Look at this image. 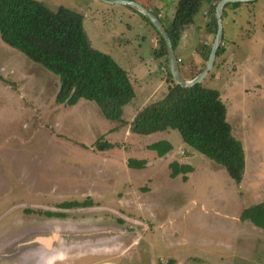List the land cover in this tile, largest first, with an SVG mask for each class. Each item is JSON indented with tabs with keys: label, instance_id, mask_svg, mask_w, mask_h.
I'll return each instance as SVG.
<instances>
[{
	"label": "rangeland",
	"instance_id": "obj_1",
	"mask_svg": "<svg viewBox=\"0 0 264 264\" xmlns=\"http://www.w3.org/2000/svg\"><path fill=\"white\" fill-rule=\"evenodd\" d=\"M37 1L53 12L65 8L80 14L92 47L129 72L135 97L124 107V121L165 97V61L155 55V31L140 15L99 0ZM160 2L159 19L171 22L178 0ZM203 14L195 22L204 25ZM223 29L227 61L220 59L202 85L219 92L232 135L243 146L246 165L240 185L222 166L184 144L178 131L143 136L114 130L115 123L95 103H57L59 77L0 38V264L22 263L25 251L19 246L26 239L2 242L45 218L58 221L39 207L59 211L58 205L83 203L88 196L94 207L132 213L150 228L144 231L125 221L122 228L128 234L117 249L87 254L73 264H264V230L240 221L244 209L264 202V0L229 6ZM203 40L204 33L198 32L189 50L176 49L184 75L196 58L193 49ZM161 141L172 146L163 157L149 147ZM96 142L110 147L98 148ZM129 160L146 165L132 169ZM173 162L191 166L192 172L186 179L181 171L172 178ZM66 217L64 223L80 226H116L120 216L77 211ZM57 232L59 228L52 235Z\"/></svg>",
	"mask_w": 264,
	"mask_h": 264
},
{
	"label": "trees",
	"instance_id": "obj_2",
	"mask_svg": "<svg viewBox=\"0 0 264 264\" xmlns=\"http://www.w3.org/2000/svg\"><path fill=\"white\" fill-rule=\"evenodd\" d=\"M220 1L178 0L172 21L164 24L160 19L174 51L181 44L184 30L196 23L195 17L201 11H206L204 29L214 39L217 33L215 10ZM240 4H228L222 20L229 6L236 9ZM138 14L155 31L159 43L155 55L165 61L168 91L163 99L140 109L131 122L123 120L124 107L135 97L131 79L110 55L92 47L80 14L65 8L53 12L37 0H0V38L9 47L59 77L57 103L68 107L76 106L80 100L95 103L103 116L115 123L114 130L124 128L143 136L167 130L178 131L184 144L222 166L231 179L240 185L246 165L245 152L242 144L232 135L226 121L227 109L219 92L203 87V82L192 88H183L175 83L168 67L164 39L147 18ZM152 14L159 18L158 11L152 10ZM212 42L207 45L200 42L195 47V53L202 58L203 64L196 71L191 70L189 76L183 74L184 61L177 56L181 74L186 80H192L201 73L208 61ZM226 51L223 30L222 43L208 75L219 66L220 59L223 58V63H226ZM96 145L101 149L110 147L107 143L101 145L96 142ZM149 147L158 150L159 157L172 150V146L163 141ZM127 165L132 169H142L146 163L129 160ZM169 167L173 171L172 178H176L181 171L186 179L187 173L192 172L191 166L177 162L171 163ZM92 206L93 201L87 198L83 203H63L58 208L69 210ZM45 215L54 217L51 212ZM55 216L64 217L63 214ZM240 220L264 230V202L244 209Z\"/></svg>",
	"mask_w": 264,
	"mask_h": 264
},
{
	"label": "crops",
	"instance_id": "obj_3",
	"mask_svg": "<svg viewBox=\"0 0 264 264\" xmlns=\"http://www.w3.org/2000/svg\"><path fill=\"white\" fill-rule=\"evenodd\" d=\"M132 1L136 2L135 0H132ZM162 3L163 2H160V0H149V3L147 5L142 4L141 6H143L146 10H148L152 13V10H156L159 12V9L162 8ZM130 9H132V8H130ZM132 10L134 12H136L134 9H132ZM136 13L138 14V12H136ZM174 13L173 14L171 13L172 17L174 15ZM159 14L161 16L162 12H160ZM203 15L206 16V11H204ZM222 23H223V20H222ZM204 26L205 25H202V24H199L196 22L193 26L187 27L183 32L181 44L177 48L178 51L180 52V51H184V50L185 51L189 50V48H190L189 46H190V44H192V42L195 38V35L198 32L204 33V40H203L204 45H207L209 42L213 41V36L209 35L207 33V30L204 29ZM152 41L155 44V47L158 48L159 43H158V40L155 36L153 37ZM226 48H227V44H226ZM193 50L195 52V48ZM228 54H229V49H227V51L224 55V58H227ZM195 55H196V58L191 60V67L185 69L187 72V75H188V73L190 74L191 70L196 71L203 64L202 58L197 54H195ZM192 66H194V67L192 68ZM137 170H141V169H137ZM103 173L104 172L99 173V175H102ZM88 198H90L94 203V200L91 198V196H88ZM60 205L57 206V210H59V211L48 209L45 206L39 207V209L42 210L43 212H45V214L47 212H51L52 214H54V218H56L58 221H51V219L45 218L44 220L40 221L41 223L39 225H37L38 227L41 228L42 232H36V234H35L34 239L40 245V247L35 249V251L38 252L39 254H45V257L43 260H40V261L36 260V263H34L35 261H33L30 264H73L75 259L79 260L80 258L84 257L87 254L95 255L98 251H103L104 253H106V252H109L111 250L117 249L118 245L120 246L121 241L123 240L121 237H124V235L128 234L122 228V226H123L122 224L125 221H127V222H129V224H133L137 227L140 226L141 228H143L144 231H148L150 228V224H148L147 222H144L143 220L136 219L132 213L126 215V214H123L122 212H116L113 209H105V208L100 209V208H98V206L97 207H94V206L88 207L89 208L88 210L86 208L65 210V209L58 208ZM77 211H80V212H84V211H89V212L107 211V212H111L113 214H118L120 216V217H118V219H121L122 221H118L116 226H108L107 224H93V225L84 224V225L80 226V224H78L75 221H73V222L68 221L67 223L63 222V221L67 220L66 216H68V214L70 215L71 213H74ZM58 214H63L64 217L63 218L56 217L55 215H58ZM245 222H247V221H245ZM56 225H58V226L55 227ZM57 228H59L60 234H58V232H57L56 236L52 235V231L54 229H57ZM89 231H91V232H89ZM70 232H71V234H77L80 237H77V240L76 239L72 240L74 242L68 245V243H67V241L69 239L68 234H70ZM134 233H136L137 236H140V233H138L137 230H135ZM31 236L33 237V235H31ZM32 237H30V238H32ZM30 238H29V236H27V238H25L26 240H25L24 244H21L19 246V248L21 247V249H22V247H24L23 250H25L27 252V254H26L27 256L25 255L24 258H27L28 256L30 257V255L33 256L32 252H29V251H31L32 247L29 250H28V248H26L28 246L25 247V245H28L32 241H34L33 239L29 240ZM117 238H121V240L115 241V244L113 246L109 245L110 240L111 241L116 240ZM10 241H11V239L8 241V244ZM32 245H34V244H32ZM17 247H18V245L16 247H14V250H17ZM27 261H28V258L26 260V264H29V261L28 262ZM169 263H172V262H169ZM179 264H181V263H179Z\"/></svg>",
	"mask_w": 264,
	"mask_h": 264
},
{
	"label": "water",
	"instance_id": "obj_4",
	"mask_svg": "<svg viewBox=\"0 0 264 264\" xmlns=\"http://www.w3.org/2000/svg\"><path fill=\"white\" fill-rule=\"evenodd\" d=\"M99 1H101L103 3H107V4L123 5V6L129 7V8H132L136 12L140 13L145 18H147L149 20V22L152 24V26L158 31L160 36L165 41L166 48H167L168 67H169L170 73L173 77V80L175 81V83H177L178 85H180L183 88H192V87L202 83L203 80L206 78V76L212 70V68L214 66V63L216 60V55H217L219 47L221 46L222 38H223L222 16H223V11H224L225 7L231 3L245 4V3H250V2L257 1V0H221L217 4L216 10H215V17H216V21H217V33H216L215 38L213 40V44L211 47V52H210L208 61L206 62L205 67L203 68L201 73L197 77H195L194 79H192L190 81L186 80L182 76L181 71H180V67H179V62H178L177 56L175 54L172 42L169 38L168 33L165 30L163 23L160 21V19L157 16L152 14L150 11L146 10L140 4H138L134 1H131V0H99Z\"/></svg>",
	"mask_w": 264,
	"mask_h": 264
},
{
	"label": "flooded vegetation",
	"instance_id": "obj_5",
	"mask_svg": "<svg viewBox=\"0 0 264 264\" xmlns=\"http://www.w3.org/2000/svg\"><path fill=\"white\" fill-rule=\"evenodd\" d=\"M36 232H42L41 231V228L40 227H31L30 229H27V230H24V231H21L20 233H18V234H16L15 236H12V238H10L11 239V241H12V239H15L16 237H21V238H26L27 236H31V235H35L36 234ZM69 235V239H68V241H67V243H68V245L69 244H71V243H73L74 241H72V240H77V237H80L79 235H77V234H71V232H70V234H68ZM30 238V237H29ZM35 238V237H34ZM33 239V237L32 238H30L29 240H32ZM33 240H35V239H33ZM7 243H8V241L6 242V243H3L2 242V244L3 245H7ZM32 244H34V245H32ZM31 245V246H30ZM26 246H28V247H26ZM25 247L26 248H28V250L31 248V251H29V252H32V255L33 256H31L30 255V257L28 256V261H29V264L31 263V262H33V261H35L34 263H36V260L38 261H40V260H43L44 259V257H45V254H39L38 252H36L35 251V249H37L38 247H40V245H39V243L38 242H36V241H32L30 244H28V245H25ZM27 250V251H28ZM25 251V250H24ZM27 254V252L25 251V255ZM25 255H23L22 256V263L21 264H26V260H25ZM27 256V255H26ZM5 257H8V255L7 256H5ZM27 261V262H28Z\"/></svg>",
	"mask_w": 264,
	"mask_h": 264
}]
</instances>
